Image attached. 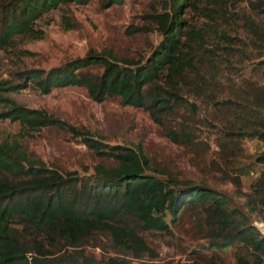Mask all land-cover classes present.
<instances>
[{
    "label": "trees",
    "instance_id": "1",
    "mask_svg": "<svg viewBox=\"0 0 264 264\" xmlns=\"http://www.w3.org/2000/svg\"><path fill=\"white\" fill-rule=\"evenodd\" d=\"M68 1L86 0H0V48L13 44L17 33L40 37L35 20ZM245 1L243 21L249 41L261 50L264 0ZM227 2L163 0L160 12L149 13L160 38L147 54L121 57L108 48L87 51L48 68L7 70L6 76L0 75V91L16 92L27 80L42 92L84 85L97 100L113 94L141 107L167 139L192 148L196 136L188 114L196 108L179 90L181 85H196L201 92L209 89V94H201L220 109L221 128L233 151L242 139L254 140L259 145L254 163L260 164L264 162V56L257 58L254 68L263 78L261 83L252 78L231 82L223 96L212 95L218 56L206 45L203 30L219 31L228 42L221 45L225 56L248 55L245 47L233 46L232 37L219 29L217 19L227 16L233 7ZM187 9L201 13L206 20L193 25L185 16ZM90 66L101 70L88 74ZM0 101V119L17 120L27 129L66 126L97 157L90 172L61 170L27 158L17 141H0V264H131L153 256V247L144 235L159 232L171 236L170 224L187 203H198L203 211L206 231L200 247L220 248L238 242L247 251L235 256V264H264V233L247 213L211 187L178 183L168 169L153 164L140 141L107 143L87 127L65 124L6 96H0ZM183 110H187L186 116ZM244 167L252 168L251 164ZM216 169L222 177L234 175ZM244 205L249 213L264 209V165L250 182V191L244 193ZM199 264L217 263L208 260Z\"/></svg>",
    "mask_w": 264,
    "mask_h": 264
},
{
    "label": "rangeland",
    "instance_id": "2",
    "mask_svg": "<svg viewBox=\"0 0 264 264\" xmlns=\"http://www.w3.org/2000/svg\"><path fill=\"white\" fill-rule=\"evenodd\" d=\"M105 2H61L57 8L42 12L34 24L40 37L17 33L13 37V44L0 48L1 77L7 75V70L16 68H48L87 51L98 52L109 48L121 57L147 54L160 38L157 25L149 13L160 12L164 8L163 0ZM227 4H233V7H229L231 9L227 16L217 19L219 29H224L232 37L233 46L245 47L248 55L225 56L221 45L228 42L222 39L219 31L209 33L207 28L203 30L206 45L213 47L218 56L211 84L212 95L217 98L226 93V85L231 82L238 84L249 78L260 83L263 80L254 68L257 58L264 56V48H255L249 41L250 36L243 21L246 1L228 0ZM185 16L195 26H200L206 20L201 13L189 9ZM131 28L138 30L131 34L128 32ZM100 70V66H90L87 73ZM179 92L196 108L188 114L196 136V144L192 148L167 139L161 127L141 107L123 102L113 94L97 100L84 85L57 86L42 92L31 80H27L25 87L16 92L0 91V96L41 109L65 124L87 127L107 143L130 144L140 141L153 164L168 169L178 183H199L224 194L232 205L248 214L259 232L264 233V209L249 213L244 205V193L250 191V182L264 165V162L254 163V152L259 150V145L254 140L242 139L233 151L229 138L221 128L220 109L215 108L212 100L209 101L204 95L210 93L209 89L201 92L196 85H181ZM183 113L186 116L187 110H183ZM2 140L17 141L27 158L41 160L47 166L61 170L90 172L97 161L95 154L66 126L27 129L17 120L0 119ZM246 164H251L252 168L246 169ZM216 168H223L234 175L231 179L222 177ZM170 226L171 236L159 232L146 233L144 236L153 247V256L132 260L131 264H199L208 260L217 264H235V256L247 251L238 242L220 248L200 247L205 241L206 228L198 203L185 204L178 219Z\"/></svg>",
    "mask_w": 264,
    "mask_h": 264
}]
</instances>
